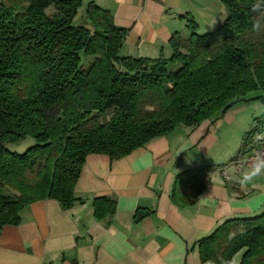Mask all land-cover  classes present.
Returning <instances> with one entry per match:
<instances>
[{
  "label": "trees",
  "instance_id": "trees-1",
  "mask_svg": "<svg viewBox=\"0 0 264 264\" xmlns=\"http://www.w3.org/2000/svg\"><path fill=\"white\" fill-rule=\"evenodd\" d=\"M218 1L228 13L221 26L198 34L193 18L184 16L188 34L170 37V57L150 59L120 56L127 30L93 3L74 25L82 0H0V229L17 225L19 212L37 201L71 209L90 154L118 160L239 103L264 104V30L252 28L264 22L252 11L258 0ZM262 134L264 113L241 149ZM27 138L35 144L24 152L8 149ZM209 170L177 174L172 202L196 203ZM112 206L93 200L97 217ZM193 248L201 264H231L239 253V264H264V210L223 222Z\"/></svg>",
  "mask_w": 264,
  "mask_h": 264
},
{
  "label": "crops",
  "instance_id": "crops-1",
  "mask_svg": "<svg viewBox=\"0 0 264 264\" xmlns=\"http://www.w3.org/2000/svg\"><path fill=\"white\" fill-rule=\"evenodd\" d=\"M89 3L127 30L120 56L150 59L170 57V37L187 30L184 16L208 26L223 10L218 0H82L81 9ZM258 103H239L193 128L177 127L118 160L88 155L71 209L53 199L37 201L19 212L17 225L0 229V264H201L193 244L229 219L264 210V176L241 186L232 179L241 171L225 169L228 181L218 173L264 113ZM204 166L210 182L203 194L193 205L176 206L170 198L175 176ZM96 198L112 202L109 214L95 216ZM239 261L235 256L231 264Z\"/></svg>",
  "mask_w": 264,
  "mask_h": 264
},
{
  "label": "clouds",
  "instance_id": "clouds-1",
  "mask_svg": "<svg viewBox=\"0 0 264 264\" xmlns=\"http://www.w3.org/2000/svg\"><path fill=\"white\" fill-rule=\"evenodd\" d=\"M252 11L258 13L260 16H264V0H258L253 6ZM252 28L256 32L264 30V22L258 19L252 25ZM264 176V152H257L251 158L250 162H246L242 165L241 175L233 177L232 179L238 182L241 186H246L258 177Z\"/></svg>",
  "mask_w": 264,
  "mask_h": 264
},
{
  "label": "rangeland",
  "instance_id": "rangeland-1",
  "mask_svg": "<svg viewBox=\"0 0 264 264\" xmlns=\"http://www.w3.org/2000/svg\"><path fill=\"white\" fill-rule=\"evenodd\" d=\"M84 14V10L83 9H79L78 13H77V16L75 17L74 21H73V24L74 25H80L82 23V15ZM227 10L226 8L223 6V10L221 11V13L218 15L217 19H216V22L214 24H211V25H199L198 27V24L197 25V33L198 34H204V33H209L211 31H214L215 29H217L219 26H221L226 17H227ZM192 16V15H191ZM191 16H187V18L191 17ZM193 17V16H192ZM194 22H196L197 20L193 19ZM200 21V20H199ZM201 22L202 19H201ZM197 23V22H196ZM186 28V27H185ZM187 29V28H186ZM188 34V29L186 30V32H183V34H181V36H186ZM254 94H259V92H255V93H251L250 96H254ZM252 102H256V101H251ZM259 104V103H258ZM260 106H262L261 104H259ZM262 113V112H261ZM260 114V113H259ZM257 114V115H259ZM35 143L34 141L31 139V138H27L22 144H20L19 146H14V145H8V149L10 151H13V152H17V153H22L25 151V149H27L28 147L30 146H33ZM240 257L241 256V253H239L238 255H236V257Z\"/></svg>",
  "mask_w": 264,
  "mask_h": 264
},
{
  "label": "built area",
  "instance_id": "built-area-1",
  "mask_svg": "<svg viewBox=\"0 0 264 264\" xmlns=\"http://www.w3.org/2000/svg\"><path fill=\"white\" fill-rule=\"evenodd\" d=\"M257 152H264V138L257 143H252L250 146H246L241 149L238 154L233 158V160L226 166V168H221L218 170L219 175L225 180L228 181L230 177L225 172V169L233 167L237 171H242V165L246 162H250V158Z\"/></svg>",
  "mask_w": 264,
  "mask_h": 264
}]
</instances>
